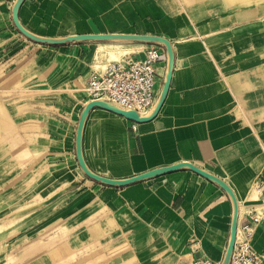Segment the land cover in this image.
I'll list each match as a JSON object with an SVG mask.
<instances>
[{
    "label": "crops",
    "instance_id": "obj_1",
    "mask_svg": "<svg viewBox=\"0 0 264 264\" xmlns=\"http://www.w3.org/2000/svg\"><path fill=\"white\" fill-rule=\"evenodd\" d=\"M18 3L19 23L45 40L36 43L39 48L26 47V75H32L28 84L34 91L22 97L27 105L37 107L29 112L30 116L45 120V127L38 129L32 123L34 127L16 132L13 141V150L17 151L32 140L28 144L32 155L27 159L43 163L38 182L44 184L39 194H53L77 179L78 188L97 196L103 204L114 202L127 216L142 214L150 220L151 231L145 233L149 238L141 248L153 243L163 246L167 264H185L201 255L224 261L232 232V200L227 192L224 196L225 190L216 182L185 163L221 178L239 199L247 196L254 182L264 183V130L257 133L248 126V112H256L254 107L258 106L249 108L248 93L237 94L230 81L236 73L235 81L245 84L242 74L248 66L249 52L246 21L232 22L229 11L218 12L214 17L225 23L218 25L214 33L180 29L172 41L162 34L148 33L153 27L146 23L161 20L169 12L167 0H0V16L6 13V4L11 17V24L1 36L6 39L5 52L30 39L12 20ZM121 33L166 38L171 43L173 62L169 90L153 119L142 123L124 120L102 107L93 108L86 117L82 153L92 172L112 179L153 172L145 180L110 186L88 181L84 173L80 174L83 171L76 155V133L87 104L80 86H85L87 79L81 83L80 77L71 78L91 57V44L103 39L65 38ZM212 35L215 37L209 38ZM142 42L143 46L162 44L168 50L166 43ZM93 113H100L102 119L88 128ZM25 116L27 113L15 116L17 125H25ZM113 124L124 126L121 139L111 131ZM147 154L154 165L135 162ZM259 187L264 195V186ZM85 207L80 205L75 212H83ZM105 207L106 213L116 212ZM251 213H244L241 225L254 223L253 247L264 253V229L254 209ZM135 264H140L139 260Z\"/></svg>",
    "mask_w": 264,
    "mask_h": 264
},
{
    "label": "rangeland",
    "instance_id": "obj_2",
    "mask_svg": "<svg viewBox=\"0 0 264 264\" xmlns=\"http://www.w3.org/2000/svg\"><path fill=\"white\" fill-rule=\"evenodd\" d=\"M176 1L167 0L169 12L164 13L161 20L146 22L153 27L148 33H159L172 41L180 29L214 33L218 25L225 23L216 20L215 13L229 11L232 22L240 19L246 21L245 40L249 52L248 66L243 72L258 66L264 78V63L261 62L264 61V0ZM3 7L6 13L0 16V264H135L138 260L140 264H167L168 254L162 250L163 246L153 243L141 248L144 240L149 238L145 233L146 230L151 231L149 227L152 224L142 214L134 216L131 213L128 217L127 212L118 209L114 202L106 201L103 204L97 196L78 188L77 179L53 194H39L44 184L38 182L43 163L27 159L32 155V148L28 146L32 140L29 139L24 149L17 151L13 150V141L16 132H25L26 128L33 126L32 123L38 129L45 127V120L30 116L29 112L37 107L29 106L22 100L24 95L34 91L28 84L32 75H26V47L40 46L26 39L23 44L12 48L11 52H5L7 49L3 46L6 39L1 36L7 30L6 26L11 24V17L7 5L3 4ZM94 42L87 63L81 71L71 76L80 77L81 83L95 70ZM140 48L129 53L139 52ZM235 74L230 80L233 91L239 94L256 90L254 85H242L235 81ZM80 88L87 99L86 84H81ZM247 103L249 108L251 105L258 106L254 107L256 112H248V126L261 133L264 130V103L257 104L250 98ZM21 113L28 115L24 117L25 125H17L15 116ZM22 118L21 123L24 122ZM84 178L92 181L86 175ZM258 185L263 187L264 183L259 182ZM68 186L69 189L66 188ZM224 192V196H227ZM261 198H264L263 194ZM83 204H86L84 211L75 212ZM105 205L116 212L106 213ZM249 208V214H246L251 216L255 207ZM256 216L264 229V212ZM239 227L243 233L241 222ZM255 230L253 225L249 231L254 234Z\"/></svg>",
    "mask_w": 264,
    "mask_h": 264
},
{
    "label": "built area",
    "instance_id": "obj_3",
    "mask_svg": "<svg viewBox=\"0 0 264 264\" xmlns=\"http://www.w3.org/2000/svg\"><path fill=\"white\" fill-rule=\"evenodd\" d=\"M169 72L166 46L155 43L144 45L139 52L109 64L104 71L92 72L86 81L87 101L105 102L124 111L133 110L139 116L140 112L151 115L159 104ZM253 225H242L244 234L240 240L235 239L227 264H264V253L257 252L253 247L254 234L249 231ZM222 263L201 255L185 264Z\"/></svg>",
    "mask_w": 264,
    "mask_h": 264
},
{
    "label": "bare ground",
    "instance_id": "obj_4",
    "mask_svg": "<svg viewBox=\"0 0 264 264\" xmlns=\"http://www.w3.org/2000/svg\"><path fill=\"white\" fill-rule=\"evenodd\" d=\"M123 34L124 33H121L120 35H123ZM145 40H151V41H155V42H159V43H167L168 42V40L164 37L151 36V35L150 36H148V35H134V37H117V38H111V39H107V40H103V41H101V40L96 41L94 43V51H93V53H94V69H95L94 71L102 72L107 68V66L109 64H111L113 62H118V61L124 59L125 56L129 55L130 53H133V52L129 53V51H132L133 49H139L140 47H142L143 43L141 41H145ZM170 47H171V43H170ZM89 58H88V60H89ZM118 59H120V60H118ZM172 62H173V53L172 54L169 53V68L171 69V72L168 73L169 75L172 74ZM261 62L264 63V61H261ZM262 74L263 73L259 70L258 66L251 69V70H248L242 74V78H243L242 81L245 82L246 85L249 84V85L256 86L255 91L248 93V99L250 98L252 101L256 102L257 104H259L261 102L264 103V89H262V86L264 87V80H263L264 78H263ZM169 75H167V77ZM89 102H91V101H89ZM87 103H88V101H87ZM159 103H160V101H159ZM155 111L153 112V114L155 113ZM140 114L141 115L139 117L141 119H147V118H150L151 116H153V114L144 115L142 112H140ZM118 115H116V113H115V116H118ZM121 117L124 120L127 119L124 116H121ZM101 119H102V117H101L100 113H93L92 117L87 121V127L93 128V126L97 125L98 122H101ZM85 120H86V118H85ZM109 121L110 120H108V122ZM131 121H133V120H131ZM84 123H85V121H84ZM111 124L112 123H110V125ZM121 126L122 125H120V127ZM120 127H117L116 124L115 125L113 124L110 129L112 132L113 131L116 132L118 134V138L121 139V137L123 136V132H124V126L121 128ZM150 151H151V149H150ZM135 162L136 163L139 162L142 164L146 162V164L149 163L150 165L155 164V161L148 154L144 158H140V159L136 158ZM83 173L84 172H82V174ZM261 195H262V189L259 187L258 183L256 182V185L252 186V188L250 189L249 193L247 194V196L245 198L239 199L238 197H236L237 206H238V220H237L238 226H237L236 240H240L244 234V231L242 233L239 225H240L243 214L248 213V211L250 210L249 206L255 207L254 211L256 214L257 213L261 214L262 212H264V198H261ZM230 199H231V197H230ZM232 205H233V212H234L233 201H232ZM228 258L229 257H227L224 260L223 264H227Z\"/></svg>",
    "mask_w": 264,
    "mask_h": 264
},
{
    "label": "water",
    "instance_id": "obj_5",
    "mask_svg": "<svg viewBox=\"0 0 264 264\" xmlns=\"http://www.w3.org/2000/svg\"><path fill=\"white\" fill-rule=\"evenodd\" d=\"M18 7H19V3L15 6L14 10H13V16H12V20L14 22V25L16 26V28L26 37L30 38L31 40L35 41V42H44L45 40L43 38H39L36 37L35 35H33L32 33H30L29 31H27L20 23L18 20ZM117 37H134L131 35H115V34H88V35H75V36H68L65 38L66 41H75V40H85V39H103V40H107V39H111V38H117ZM137 37V36H136ZM167 47L169 50V53L172 54V50L170 47V43L167 42ZM169 75V74H168ZM170 82H171V75H169L167 77V79L164 82L163 85V91L161 94V99H160V103L155 111V113L153 114V116H151L150 118L147 119H141L138 115V113L136 111L133 110H129V111H124V110H120L118 108H115L113 106H110L109 104L105 103V102H101V101H91L88 102L85 106V108L83 109L81 115H80V119H79V123H78V128H77V133H76V155H77V159L78 162L81 166V169L83 170L84 174L97 182H100L102 184H106V185H110V186H125L131 183H135L141 180H145L147 178H149L153 172H146L143 174H139L136 176H132L130 178H125V179H112V178H107L101 175H98L94 172H92L87 165L84 162V158H83V153H82V133H83V126H84V121L85 118L88 116L90 110H92L95 107H103L106 108L116 114H119L121 116H124L125 118L129 119V120H133L137 123H142L145 122L147 120H151L153 119L164 99L165 96L169 90V86H170ZM191 170H193L194 172L198 173L199 175H201L202 177H205L207 179H210L214 182H216L221 188H223L231 197L233 204H234V212H233V221H232V232H231V239L229 242V246H228V250H227V254L226 257H229L233 246L235 244V239H236V234H237V220H238V206H237V199L235 196V193L233 192L232 188L229 186V184H227V182H225L224 180H222L221 178L191 164V163H185ZM176 166H173V168H175ZM224 259V260H225ZM224 262V261H223ZM223 264V263H222Z\"/></svg>",
    "mask_w": 264,
    "mask_h": 264
}]
</instances>
